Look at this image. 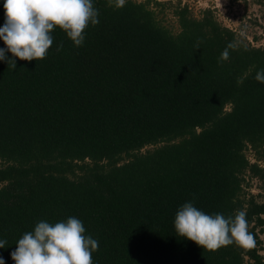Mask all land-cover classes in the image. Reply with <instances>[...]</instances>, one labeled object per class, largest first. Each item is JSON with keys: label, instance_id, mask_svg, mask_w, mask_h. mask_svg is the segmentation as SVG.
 Returning <instances> with one entry per match:
<instances>
[{"label": "trees", "instance_id": "obj_1", "mask_svg": "<svg viewBox=\"0 0 264 264\" xmlns=\"http://www.w3.org/2000/svg\"><path fill=\"white\" fill-rule=\"evenodd\" d=\"M159 1L115 9L93 0L99 24L83 46L56 29L46 59H17L15 69L0 61L4 264L38 222L69 217L98 240L93 264H264V201L243 192L246 177L264 191V84L255 79L264 47L186 5L174 10L172 34L155 18ZM186 202L226 217L245 211L254 246L209 253L178 237Z\"/></svg>", "mask_w": 264, "mask_h": 264}, {"label": "clouds", "instance_id": "obj_2", "mask_svg": "<svg viewBox=\"0 0 264 264\" xmlns=\"http://www.w3.org/2000/svg\"><path fill=\"white\" fill-rule=\"evenodd\" d=\"M107 4L120 9L126 0H107ZM3 9L0 41L4 47L0 48V61L12 69L16 68L17 59L27 62L46 59L56 29L79 48L84 45L86 30L99 24V10L93 0H3ZM62 47L61 43L57 51ZM235 47V43H229L219 62L227 61L228 49ZM7 53H11V59ZM255 79L264 84V69L257 71ZM174 229L178 237L209 253L230 245L249 248L255 244L243 210L226 217L221 213L207 214L193 202H186L175 214ZM85 233L83 222L75 217L56 223L40 221L33 231L18 240L11 259L14 264H93L92 255L99 250V242ZM5 244L6 241L0 240V249ZM0 264H4L2 257Z\"/></svg>", "mask_w": 264, "mask_h": 264}, {"label": "rangeland", "instance_id": "obj_3", "mask_svg": "<svg viewBox=\"0 0 264 264\" xmlns=\"http://www.w3.org/2000/svg\"><path fill=\"white\" fill-rule=\"evenodd\" d=\"M159 3V6L152 7L155 18L172 34L178 32L174 10L178 5H186L192 17L200 18L201 12L207 9L220 25L232 30L238 40L243 38L251 46L264 47V0H233L232 2L230 0H160ZM148 149L150 146L144 147L141 151ZM244 154L250 163L256 162L251 151H245ZM256 163L264 167L263 162ZM243 186L244 193L257 196V201H264V191L260 188V181L246 177ZM261 218H264V215ZM259 239L261 248L258 253L264 262V233L259 234Z\"/></svg>", "mask_w": 264, "mask_h": 264}]
</instances>
